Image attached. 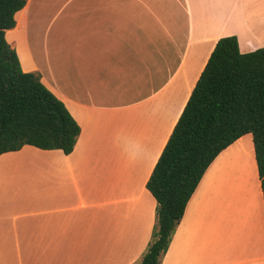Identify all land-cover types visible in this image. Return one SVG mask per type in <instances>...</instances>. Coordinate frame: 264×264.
Returning a JSON list of instances; mask_svg holds the SVG:
<instances>
[{
    "label": "crops",
    "instance_id": "1",
    "mask_svg": "<svg viewBox=\"0 0 264 264\" xmlns=\"http://www.w3.org/2000/svg\"><path fill=\"white\" fill-rule=\"evenodd\" d=\"M231 35L243 53L264 48V0H25L5 38L80 134L69 154L0 155V264H137L156 219L146 182ZM241 139L203 174L160 264H264L261 183L251 151L235 159Z\"/></svg>",
    "mask_w": 264,
    "mask_h": 264
},
{
    "label": "trees",
    "instance_id": "2",
    "mask_svg": "<svg viewBox=\"0 0 264 264\" xmlns=\"http://www.w3.org/2000/svg\"><path fill=\"white\" fill-rule=\"evenodd\" d=\"M25 0H0V155L24 145L71 153L80 126L42 82L24 72L5 31ZM251 133L264 200V48L217 40L147 182L156 219L142 260L160 264L186 205L213 160Z\"/></svg>",
    "mask_w": 264,
    "mask_h": 264
},
{
    "label": "rangeland",
    "instance_id": "3",
    "mask_svg": "<svg viewBox=\"0 0 264 264\" xmlns=\"http://www.w3.org/2000/svg\"><path fill=\"white\" fill-rule=\"evenodd\" d=\"M241 143H242V145L244 146V149H245V151L242 153L243 156H238V153H240V152L238 151L239 149L237 148V146L236 147H233V149H232V150H234V152L236 150V152H237L236 155H237V158L239 159V161L242 160L243 157L247 156L246 151H249V152L251 151L252 152V157L254 159L255 157H254V149H253V143H252V135H251V133H248V134L243 135L242 136V139H241ZM232 150H231V152H232ZM235 157L236 156L233 153L231 158H235ZM145 253H146V250L143 252V254L141 255L140 260L137 263H139L142 260V258H143V256H144Z\"/></svg>",
    "mask_w": 264,
    "mask_h": 264
},
{
    "label": "bare ground",
    "instance_id": "4",
    "mask_svg": "<svg viewBox=\"0 0 264 264\" xmlns=\"http://www.w3.org/2000/svg\"><path fill=\"white\" fill-rule=\"evenodd\" d=\"M246 154H247V158H248V160H249V157H250V153H249V151H246ZM226 155V154H225ZM225 155H223L221 158H223ZM236 159V161L237 162H242L243 160H240L239 161V159L238 158H235ZM234 162H233V160H231V163H229V164H233Z\"/></svg>",
    "mask_w": 264,
    "mask_h": 264
}]
</instances>
